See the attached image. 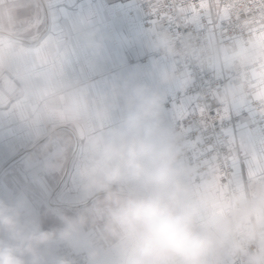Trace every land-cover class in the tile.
<instances>
[{"label": "crops", "instance_id": "obj_1", "mask_svg": "<svg viewBox=\"0 0 264 264\" xmlns=\"http://www.w3.org/2000/svg\"><path fill=\"white\" fill-rule=\"evenodd\" d=\"M205 2L202 16L195 15L197 26L201 18L213 25L223 17L217 0L211 13ZM155 32V27H144L136 0H0V198L24 199L44 230L60 229V214L87 213L95 223L80 244L91 239L102 248L110 245L102 239L108 209L103 193L86 192L80 185L79 170L87 159L85 136L110 126L95 119L105 109L110 124L119 120L128 84L160 94L169 132L180 119L179 106L164 105L191 80L178 73L177 56L157 55L160 41L152 38ZM211 42L213 57L220 54L223 62L221 66L213 59L211 69L218 76L234 58L242 65L264 58L258 36L247 44L235 39L227 50L214 36ZM256 76L255 97L264 103V69ZM214 103L222 106L225 118L250 109L238 87L214 94ZM253 123L249 114L229 132L232 181L242 198L248 193L264 197V134ZM176 163L194 193H207L215 208L223 206L214 196L215 180L190 185L185 167ZM253 218L258 227L264 225L261 214ZM59 244L52 245L54 256ZM231 261L230 255H222L221 264ZM100 264L112 261L102 254Z\"/></svg>", "mask_w": 264, "mask_h": 264}, {"label": "clouds", "instance_id": "obj_2", "mask_svg": "<svg viewBox=\"0 0 264 264\" xmlns=\"http://www.w3.org/2000/svg\"><path fill=\"white\" fill-rule=\"evenodd\" d=\"M127 87L117 123L110 124L107 109L96 115L110 126L86 134L87 159L79 170L84 191L103 193L102 239L110 245L91 239L80 244L95 223L87 213L60 214L62 227L44 230L24 199L0 198V264H75L52 254L57 242L85 252L88 264H100L102 254L112 264H221L222 255L239 251L238 234H256L248 217L264 213V197L215 208L207 193H194L177 167L160 94Z\"/></svg>", "mask_w": 264, "mask_h": 264}, {"label": "built area", "instance_id": "obj_3", "mask_svg": "<svg viewBox=\"0 0 264 264\" xmlns=\"http://www.w3.org/2000/svg\"><path fill=\"white\" fill-rule=\"evenodd\" d=\"M217 1L223 17L213 25L201 18L197 26L195 15L203 14L202 0H136L144 27L156 28L152 38L160 41L157 55L177 56L178 72L188 75L191 80L182 91L167 99V105H179L185 98L197 100L199 105H194L191 114L178 119L170 130L176 142L177 162L186 168L191 185L215 180L214 196L224 205L232 200L243 203L258 198L249 193L245 198L240 196L232 181L233 165L228 143L230 130L249 114L254 116L253 126L264 134V103L255 97L258 90L256 75L264 69V58L249 65H242L240 59L234 58L231 67L218 76L211 69L214 52L211 37L216 38L221 49L227 50L235 39L247 44L252 37L258 36L264 51V0ZM232 87H238L245 94L250 109L221 121L223 108L214 103V94ZM201 108L205 109L203 113ZM193 125L200 131L190 132ZM216 133L222 134L216 136ZM260 214L264 218V213ZM248 223L257 226L253 215L248 217ZM260 229L251 237L246 233L237 235L239 251L226 253L231 256V264H261L259 244L264 237V227ZM55 253L75 264H88L85 256L67 244L60 243Z\"/></svg>", "mask_w": 264, "mask_h": 264}, {"label": "rangeland", "instance_id": "obj_4", "mask_svg": "<svg viewBox=\"0 0 264 264\" xmlns=\"http://www.w3.org/2000/svg\"><path fill=\"white\" fill-rule=\"evenodd\" d=\"M204 8H205V10H206V12L207 13H211L213 10H212V8H213V0H206V2H205V4H204ZM211 17H212V19L214 18V15L212 16V14L210 15ZM228 52H229V50H228ZM225 53V52H224ZM213 54H214V52H213ZM226 54V53H225ZM214 56V55H213ZM213 59L215 60V62L218 64V65H221L222 66V61H221V59H220V54H215V57H213ZM213 64V63H212ZM179 73V72H178ZM173 105H175V104H173ZM164 106H169V105H167V100H166V102H165V105ZM175 106H178V105H175ZM79 115H80V124H82L81 123V115H82V113L80 112L79 113ZM118 121H116L115 123H117ZM114 123V124H115ZM179 163V162H178ZM186 169V168H185ZM186 176H187V171H186ZM188 178V177H187ZM189 181V180H188ZM190 183V182H189ZM191 185V184H190ZM258 226V225H257ZM262 227H264V225H262L261 227H259L258 229L259 230H261L260 228H262ZM262 247V250H261V253H260V262H261V260H262V263H264V237H262V239H261V242H260V244H259V249ZM83 256H85V258H87V256L85 255V254H83V253H81Z\"/></svg>", "mask_w": 264, "mask_h": 264}, {"label": "snow or ice", "instance_id": "obj_5", "mask_svg": "<svg viewBox=\"0 0 264 264\" xmlns=\"http://www.w3.org/2000/svg\"><path fill=\"white\" fill-rule=\"evenodd\" d=\"M194 105H195L196 107H199V105L197 104V100H194V101H191V102H183V103H180L178 106H179V108L182 109L183 111H178V112H177V115H178L181 119L186 118V117L183 116V112H184V111H187L188 108H193ZM194 110H195V109H193V111H194ZM204 110H205V109L201 108V109H200L201 113H203ZM190 114H191V113H189V115H190ZM224 119H225L224 117H221V121H223ZM228 119H231V117H229ZM238 126H239V124H238ZM189 131H190V132H192V131L199 132L200 129H199L198 127H196L195 125H193L192 127L189 128ZM220 134H222V133H216L215 135H216V136H219Z\"/></svg>", "mask_w": 264, "mask_h": 264}, {"label": "bare ground", "instance_id": "obj_6", "mask_svg": "<svg viewBox=\"0 0 264 264\" xmlns=\"http://www.w3.org/2000/svg\"><path fill=\"white\" fill-rule=\"evenodd\" d=\"M229 89V88H228ZM227 90V89H226ZM225 91V90H224ZM224 91H222V92H224ZM221 93V92H220ZM233 173H234V168H233Z\"/></svg>", "mask_w": 264, "mask_h": 264}]
</instances>
